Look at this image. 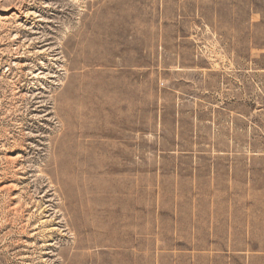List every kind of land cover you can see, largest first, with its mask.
Listing matches in <instances>:
<instances>
[{
	"label": "rangeland",
	"instance_id": "1",
	"mask_svg": "<svg viewBox=\"0 0 264 264\" xmlns=\"http://www.w3.org/2000/svg\"><path fill=\"white\" fill-rule=\"evenodd\" d=\"M221 80L254 112L224 115ZM226 136L264 143V0H0V264L225 254L158 236L225 205L167 188Z\"/></svg>",
	"mask_w": 264,
	"mask_h": 264
},
{
	"label": "crops",
	"instance_id": "2",
	"mask_svg": "<svg viewBox=\"0 0 264 264\" xmlns=\"http://www.w3.org/2000/svg\"><path fill=\"white\" fill-rule=\"evenodd\" d=\"M218 84L223 90L221 103L230 109L224 113L229 119L254 112L250 106L254 97L249 87L240 92L238 83L233 80H221ZM227 137L223 143L211 140L200 148L206 154L214 149L218 156L189 163L175 162V167L193 169L188 174L191 182H174L176 187L167 188L173 199L225 201V205L202 207L198 211L177 210L172 214L175 217L161 221L167 223L163 226L167 233L158 236L174 242L164 246L220 248L225 249V254L177 256L173 260L175 263L264 264V143L252 145L248 142L240 146L229 142ZM176 147L195 150L181 147L179 143ZM159 197L164 198V195ZM245 250L247 254H239Z\"/></svg>",
	"mask_w": 264,
	"mask_h": 264
},
{
	"label": "bare ground",
	"instance_id": "3",
	"mask_svg": "<svg viewBox=\"0 0 264 264\" xmlns=\"http://www.w3.org/2000/svg\"><path fill=\"white\" fill-rule=\"evenodd\" d=\"M88 226V225H87ZM50 235V234H49Z\"/></svg>",
	"mask_w": 264,
	"mask_h": 264
}]
</instances>
